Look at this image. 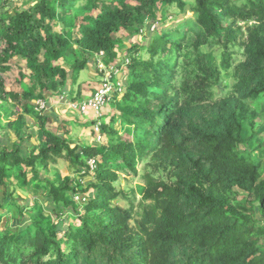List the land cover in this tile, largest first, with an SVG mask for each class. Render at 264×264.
<instances>
[{
	"label": "trees",
	"instance_id": "1",
	"mask_svg": "<svg viewBox=\"0 0 264 264\" xmlns=\"http://www.w3.org/2000/svg\"><path fill=\"white\" fill-rule=\"evenodd\" d=\"M14 1L0 0V68L22 58L29 73L20 74V92L0 76V101L38 124L21 131L19 143L7 129V140L0 137V220L18 208L12 236L0 232V264H264V148L250 147L260 138L254 105L264 113V0H38L22 10L11 9ZM174 8V18H185L163 24ZM70 12L80 20L75 40L55 25ZM149 21L158 26L144 35ZM125 35H144L146 45L128 47ZM210 46L223 50L220 62L202 50ZM236 52L243 58L232 67ZM101 57L109 67L126 63L118 114L105 119L101 142L72 148L71 127L57 107L38 113L34 91L50 108L57 95L78 102L82 91L74 98L73 84L91 62L98 73ZM232 69L231 91L216 98L213 89ZM58 160L79 176L77 185L46 177L60 223L43 231L35 219L21 228L12 178L21 176L30 190ZM140 165L136 205L115 183L121 172L138 176ZM90 190L84 203L74 201Z\"/></svg>",
	"mask_w": 264,
	"mask_h": 264
},
{
	"label": "rangeland",
	"instance_id": "2",
	"mask_svg": "<svg viewBox=\"0 0 264 264\" xmlns=\"http://www.w3.org/2000/svg\"><path fill=\"white\" fill-rule=\"evenodd\" d=\"M37 1L38 0H28V1L27 0H16L13 2V4H11V9L16 8L17 10H22V8L27 9L30 7H34ZM85 4H86L85 1H82L80 3L81 6ZM126 5L128 9L130 10H133L135 7V5L131 1H127ZM11 9L8 7V10L11 11ZM94 9L91 10V12L88 15L96 14ZM170 12L171 13H169L167 16L168 19L165 22H162L163 24H166L168 26H173L174 24L182 21V18L184 17L183 15H179L177 18H174V15L179 13L177 9L174 8ZM154 14H155L154 18L159 20L160 19L159 12L155 11ZM192 15L193 14L188 13L187 18ZM68 16L69 17L62 15L60 13L58 22L55 23V25L57 26L56 27L57 31H60V32L64 31L66 34L69 35V38L75 40L78 38L79 34H78V29H74V28L77 27L80 20L76 18L77 16L75 15L74 12H70ZM146 24L147 26L143 28L144 35L148 34L149 32L151 33L158 26V23H155L153 21L151 22L149 21ZM144 35H138V37H132V38H128L125 35L123 36V39L125 40V44H127L128 47H130L132 43H135L138 41L142 42L141 45H146ZM202 50L204 52H209V51L214 52L220 62V59L223 53V50L220 47L210 46V47L202 48ZM123 52L126 55V51H123ZM144 57L146 58L147 55H144ZM242 58L243 57L240 52H236L235 54H233L232 67H234L239 61H241ZM59 63L64 64V61L60 60ZM70 65H72L71 62H69L68 66ZM91 65L93 67L92 62H91ZM98 66H99L98 67L99 76L97 75L92 76L91 69L89 70L86 69L83 72H81L78 80L73 84L74 98H77L79 96L77 95L78 89L79 90L84 89L85 91L89 90V92H91L90 90H93L94 88H96V86H98L100 82L102 86L108 74L107 72L108 66L103 62L102 57L99 59ZM113 66H115V68L119 70L117 74V78L118 76L122 75V73H124V75L127 74L125 72L126 63H124L120 67L117 64L116 65L113 64ZM25 68H26V60L22 58H17L15 59V64L12 66L10 70L6 71L3 68H0V76L4 77L7 80L8 86L13 85L12 88L20 92L22 90L20 86V82H21L20 74L23 73L27 76V73H29V70H26L27 68L26 69ZM232 71L233 69L228 74L223 75V79L221 83L213 89L216 95V98H223L231 91L233 83H234ZM124 75H122V82H124V79H123ZM91 77H94V78H91ZM25 78H26L25 81L24 80L23 81L26 83L27 86H29L30 81L28 80L27 77ZM15 80L16 82H14ZM114 86L118 92L120 91V87L123 88V84L119 85L117 81H114ZM34 93H35L34 97L36 96L35 98L36 101L34 102L36 105L35 108L38 113L44 114V111L49 105V101L43 98L44 93H42L40 89H37L36 91H34ZM91 96H92L91 94L88 95L87 93H82L78 102L76 101L73 102L72 100L66 103L65 97H63L62 95L60 96L57 95L56 101L53 102V106L57 107L59 111H60L59 107H61L62 104L67 105V107L68 105H70L69 108L66 110L68 112V115L70 117H75L77 119H81V118L83 119V120L82 119L79 120L80 123H83V126H76L75 129L71 130V139L73 140V145H71L72 148H74L76 145L88 146L90 145V143L93 144L92 143L93 141L96 143L102 141V137L100 138V134H102L101 133L102 131L97 135V139H95V134H92L93 128H95V124H96L95 122L96 113L93 111H87L85 114H83L79 109H76L73 107L74 104H79L82 102L83 99L85 98L88 99ZM1 105H3V108L5 110L1 109ZM254 106L260 111V121L261 122H260L259 131H257V133L260 134V138L258 141H254L251 144L250 146L251 151H255L257 150L258 147H262V146L264 148V113L262 112L259 104H256ZM100 111L102 112V123H104L105 119L106 120L110 119L112 115L118 114L114 100L111 101L109 104H107ZM0 113H2V116L0 118V124H1L0 125V135H1L0 137H2L1 139L3 142L7 140V137L4 134V130L6 129L8 130L10 141L16 140L19 143V141H21L19 139L21 131L23 130L25 131V128L26 129L28 128L31 130L33 127H36V124H38L37 117L28 115V114L26 115L24 112H22L21 108L18 107L17 105L8 106L7 103L2 104V102L0 101ZM101 130H102V126H101ZM28 131H25V132L27 133ZM123 137L125 139H129V140L131 139L127 135H124ZM33 138H35V136ZM39 138L41 142L44 141L43 136L40 135ZM38 141L39 140H37L35 144H37ZM260 159L264 161V155H261ZM92 161H90V163ZM143 170H144V165H140L139 175L136 177H134V175H128L126 173L121 172L119 175V181L115 183V186L117 187L119 191L123 190L124 192L129 193L132 199L136 198V202H135L136 205H138L140 197H141L140 192H139V187L142 185ZM41 175H42V178H44L43 180H41L42 183L37 182L39 179L38 175L34 176V180L31 182L30 190L26 189L24 182L21 179V176L13 177L9 184L10 193L12 195V198H11L12 202L15 199H19V203L21 204L22 209H23V211L21 212L22 213L21 217H24V218L21 221V224H22L21 228H24V227L30 228L31 223L32 225H34L33 221H35V219L38 221V223H40V226L42 227L43 231L46 230L47 224L49 222H55V224L60 223V218L56 215L55 209H52V206L49 205L50 203V201L48 200L50 199L48 198L49 185L46 181V177L48 178L49 176L53 182L56 181L59 183L69 181L70 179H72L74 180L75 185H77L76 179L79 178V176H77V174L72 170L70 163L66 160H58L55 165H51L49 167V170L46 174L43 172L41 173ZM76 189L78 191L82 190L80 189V187L79 188L77 187ZM77 193H80V192H77ZM94 194H95V191L90 190L86 194H83V196L76 195V197L74 198V201L80 205L81 203L85 202L87 197H89L90 195H94ZM240 194L242 196L245 195L243 192H241ZM117 203L123 206L126 205V202L120 199L117 200ZM13 209L14 210H8L6 212L7 215L5 214L6 216H2L0 220V232L5 233L8 236H12L13 234V230L11 229L16 223L15 218H16V215L18 214L17 204L14 205ZM63 218L65 221L68 220L67 215L64 216ZM74 219L76 220L70 219L72 220L74 224L80 223V221H78V218H74Z\"/></svg>",
	"mask_w": 264,
	"mask_h": 264
},
{
	"label": "built area",
	"instance_id": "3",
	"mask_svg": "<svg viewBox=\"0 0 264 264\" xmlns=\"http://www.w3.org/2000/svg\"><path fill=\"white\" fill-rule=\"evenodd\" d=\"M118 72L119 70L116 69L115 66L109 69L107 77L105 78L102 86L94 94H92L90 98L79 104H74L73 106L74 108L79 109L84 114L87 111H93L96 113L95 114L96 124L94 130L97 135L102 131L101 130L102 112L100 110L104 108L107 104H109L111 101L115 100V98L122 97L124 95L123 88L120 87V91L118 92L114 86V81L117 77ZM118 84L120 85L122 83L118 82ZM100 138H101V134H100ZM90 161L92 162L90 163ZM90 161H89V166L91 167L92 170H94L96 166V161L94 159H91Z\"/></svg>",
	"mask_w": 264,
	"mask_h": 264
},
{
	"label": "crops",
	"instance_id": "4",
	"mask_svg": "<svg viewBox=\"0 0 264 264\" xmlns=\"http://www.w3.org/2000/svg\"><path fill=\"white\" fill-rule=\"evenodd\" d=\"M93 63V62H92ZM114 66H111V67H109L108 66V68H107V72L109 71V69H111V68H113ZM93 68L95 69V65L93 64ZM89 69H91V71H92V76L93 75H97V76H99V74L94 70V69H92V67L91 68H89ZM103 72V71H102ZM91 78H94V77H91ZM118 80L119 81H121L122 80V75H120V76H118ZM101 83V82H100ZM98 86H96V88H97ZM94 90H95V88H94ZM81 91H82V93H87L88 95L89 94H93V92H92V90H90L91 92H89V90L88 91H85L84 89H81ZM86 99V98H85ZM85 99H83V100H85ZM82 100V101H83ZM87 100V99H86ZM61 105V104H60ZM66 108H65V107ZM69 106L70 105H68V107H67V105H61V107H59V109H60V116H61V119L63 120V125H65V126H68V127H71V130H73V129H75V127L76 126H83V123H80L79 122V120H81V119H77V118H75V117H70L69 115H68V112L66 111L68 108H69ZM55 108V106H51V108L49 107V105L47 106V108H46V111H52V109H54ZM83 120V119H82Z\"/></svg>",
	"mask_w": 264,
	"mask_h": 264
},
{
	"label": "clouds",
	"instance_id": "5",
	"mask_svg": "<svg viewBox=\"0 0 264 264\" xmlns=\"http://www.w3.org/2000/svg\"><path fill=\"white\" fill-rule=\"evenodd\" d=\"M115 81H118V82H121L122 84H123V90H124V83L122 82V80L121 81H119L118 80V78L116 77V79H115ZM125 91V90H124ZM94 94V93H93ZM119 99H121L122 97H118ZM116 99V98H115ZM85 101V100H84ZM84 101H82V102H84ZM114 102H115V100H114ZM84 114V113H83ZM101 121H102V118H101ZM95 122H96V119H95ZM102 126H103V123H102ZM94 129V128H93ZM95 160V159H94Z\"/></svg>",
	"mask_w": 264,
	"mask_h": 264
}]
</instances>
